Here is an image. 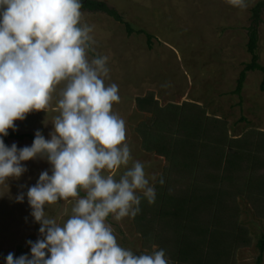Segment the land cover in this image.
I'll return each instance as SVG.
<instances>
[{
    "label": "clouds",
    "instance_id": "clouds-1",
    "mask_svg": "<svg viewBox=\"0 0 264 264\" xmlns=\"http://www.w3.org/2000/svg\"><path fill=\"white\" fill-rule=\"evenodd\" d=\"M228 3L248 7V0ZM82 7V0H0V185L26 173V161L51 166L26 193L41 238L27 241L30 254L9 253L5 264H169L163 249L135 254L122 247L107 222L135 218L142 199L155 203L156 190L141 162L129 167L126 122L113 111L119 87L105 83L108 56L89 58L96 41ZM61 84L50 139L37 131L31 146L6 145L15 121L46 112ZM70 198L66 221L47 214L46 205ZM24 199L23 192L16 197Z\"/></svg>",
    "mask_w": 264,
    "mask_h": 264
},
{
    "label": "rangeland",
    "instance_id": "rangeland-1",
    "mask_svg": "<svg viewBox=\"0 0 264 264\" xmlns=\"http://www.w3.org/2000/svg\"><path fill=\"white\" fill-rule=\"evenodd\" d=\"M116 11L135 32L151 35V48L145 34L128 35L123 24L104 13L81 10L82 22L93 26L96 43L89 58L108 56L109 78L106 84L119 87L120 102L113 111L126 122V142L131 149L132 161L145 166V172L154 185L164 175L167 162L142 148L136 132L141 123L150 122L152 115L136 108V100L153 94L160 107L184 103L198 105L207 116L222 120L231 139H239L249 132L264 133L263 75L248 73L242 92V103L233 95L239 74L250 63L247 52V29L251 25L252 9L259 0H248V7L240 9L228 0H92ZM258 27L259 63L264 67V11ZM63 84L57 87L45 111L29 113L25 120L15 121L17 130L9 133L35 136L40 131L46 139L54 130V119L59 115L56 106ZM18 148L31 146L30 140H8ZM28 171L18 179L0 185V264H5L9 253L17 256L18 248L30 254L27 241L40 237V225L31 216L27 190L36 184L43 171L51 166L45 159L24 162ZM125 171L121 168L115 178ZM155 177V180L151 178ZM25 194L23 203L17 195ZM84 193V192H83ZM85 194V193H84ZM239 224L249 231L251 245L239 249L235 264H257V242L264 235V218H259L253 206L244 198L237 200ZM74 201H59L46 205L47 214L66 221ZM118 243L135 254L150 253L137 232L133 218L108 222ZM156 248V247H155ZM157 249V248H156ZM261 264H264V259Z\"/></svg>",
    "mask_w": 264,
    "mask_h": 264
},
{
    "label": "trees",
    "instance_id": "trees-1",
    "mask_svg": "<svg viewBox=\"0 0 264 264\" xmlns=\"http://www.w3.org/2000/svg\"><path fill=\"white\" fill-rule=\"evenodd\" d=\"M81 10L104 13L125 26L130 36L135 32L113 9L101 2L82 0ZM264 0L252 9L251 25L247 29V64L236 82L233 95L242 103V92L248 73L263 75L259 63L258 27L262 23ZM149 48L151 35L145 34ZM136 108L152 115L150 122L141 123L136 132L147 153H154L167 162L164 180L155 185L156 200L149 204L142 199L141 212L135 217L137 232L145 248L156 247L166 252L169 264H235L239 249L249 247V231L239 224L237 203L244 197L264 218V133L249 132L231 139L227 125L207 116L198 105L160 107L153 94L136 100ZM35 136L9 133L4 141ZM81 196L85 194L83 191ZM111 216L107 222H110ZM257 264L264 258V235L257 243ZM18 248L17 256L23 255Z\"/></svg>",
    "mask_w": 264,
    "mask_h": 264
},
{
    "label": "crops",
    "instance_id": "crops-1",
    "mask_svg": "<svg viewBox=\"0 0 264 264\" xmlns=\"http://www.w3.org/2000/svg\"><path fill=\"white\" fill-rule=\"evenodd\" d=\"M260 239V238H259ZM259 241V240H258ZM258 243V242H257ZM257 246V245H256ZM258 249V248H257ZM258 253H259V251H258ZM264 259V258H263Z\"/></svg>",
    "mask_w": 264,
    "mask_h": 264
}]
</instances>
